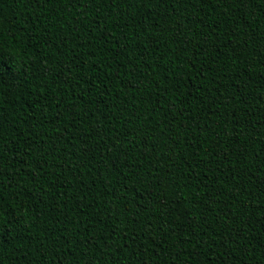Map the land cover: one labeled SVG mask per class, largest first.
<instances>
[{
	"label": "trees",
	"instance_id": "16d2710c",
	"mask_svg": "<svg viewBox=\"0 0 264 264\" xmlns=\"http://www.w3.org/2000/svg\"><path fill=\"white\" fill-rule=\"evenodd\" d=\"M0 264H264V0H0Z\"/></svg>",
	"mask_w": 264,
	"mask_h": 264
}]
</instances>
